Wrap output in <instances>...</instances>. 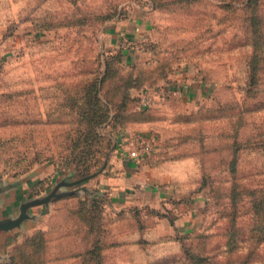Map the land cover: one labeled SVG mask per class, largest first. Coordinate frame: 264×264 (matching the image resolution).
Returning a JSON list of instances; mask_svg holds the SVG:
<instances>
[{
    "label": "rangeland",
    "instance_id": "obj_1",
    "mask_svg": "<svg viewBox=\"0 0 264 264\" xmlns=\"http://www.w3.org/2000/svg\"><path fill=\"white\" fill-rule=\"evenodd\" d=\"M252 45L264 79V0H0V187L104 175L137 131L160 138L171 189L156 206L59 197L8 237L0 264H80L88 231L104 234V264H264ZM43 180L34 198L54 187ZM187 207L189 229L157 231Z\"/></svg>",
    "mask_w": 264,
    "mask_h": 264
},
{
    "label": "crops",
    "instance_id": "obj_2",
    "mask_svg": "<svg viewBox=\"0 0 264 264\" xmlns=\"http://www.w3.org/2000/svg\"><path fill=\"white\" fill-rule=\"evenodd\" d=\"M120 158V157H119ZM159 166L154 162V160H149L146 163H138L135 156L129 158H120L114 165H111L104 175H100L95 179L83 182L73 190L86 189L93 193H106L111 197L112 201L121 200L133 195L141 197L142 195L146 198L147 204H153L156 206L157 202L162 199H166L171 193V189L168 187L169 178L164 176L161 171L158 170ZM52 178L53 184L56 183L58 178L62 181H69L68 177H60L52 175L49 173L46 177L38 179L39 181L44 178ZM34 180V179H33ZM39 181L23 180L17 183L11 184L13 187L10 189L0 192V222L15 220L21 214L22 207L27 203L37 197V195L32 194L33 187ZM61 181V182H62ZM3 187V186H2ZM64 191H68L65 187ZM47 193V192H46ZM49 206L38 205L33 206L29 209V215L31 219L25 220L21 228H28L30 223L37 217V212L44 211ZM38 209V210H35ZM181 214L178 218V222L174 227L168 226V222L161 220L157 225V231H161V228L166 230L167 236H173L175 230L179 227L189 229L193 223L192 215L193 211L190 207L186 210L181 208ZM20 229L8 232L0 233V254L3 255L6 248V241L8 237L17 233Z\"/></svg>",
    "mask_w": 264,
    "mask_h": 264
},
{
    "label": "trees",
    "instance_id": "obj_3",
    "mask_svg": "<svg viewBox=\"0 0 264 264\" xmlns=\"http://www.w3.org/2000/svg\"><path fill=\"white\" fill-rule=\"evenodd\" d=\"M251 35V33H250ZM251 38L253 39V35H251ZM253 49V61L251 64H249L250 69L252 71L251 76L248 79V82L250 83V87H254V88H259L260 85L264 86V79H261L257 76L256 72L258 71V66L260 64V61H262V59H259L260 57V52H261V47L260 46H256V45H252L251 46ZM256 63H259L258 65H256ZM137 132V131H135ZM158 152V151H157ZM157 152L154 153L151 156H148L146 158H143L141 160V164L148 162L150 159L154 160V162L158 165L157 162ZM235 165V164H234ZM160 167V166H159ZM48 180H43V181H39L34 187H33V193L35 195H39L41 192L45 191L48 187ZM98 200V199H97ZM92 203L94 205L98 204H103L104 202L102 201H92ZM180 217V215L178 216V218ZM103 233H101L100 231H88L85 233L83 239H85V249L82 250V252H78L75 256H73L72 259H75L76 261H78L80 264H104L103 261V247L104 245L108 247L107 243L104 241L103 239ZM87 239H91V244L89 247H87L86 245L89 244ZM10 240L7 242V245H9ZM33 264H43L42 261H36V263Z\"/></svg>",
    "mask_w": 264,
    "mask_h": 264
},
{
    "label": "water",
    "instance_id": "obj_4",
    "mask_svg": "<svg viewBox=\"0 0 264 264\" xmlns=\"http://www.w3.org/2000/svg\"><path fill=\"white\" fill-rule=\"evenodd\" d=\"M103 173V171H99L95 174L92 175H88L82 178L79 177H69L67 181H69L68 183L65 181L62 182H56L54 184V187L44 196H41L37 199H34L30 202H27L21 209V214L19 215L18 218H16L15 220H11V221H2L0 222V233H8L17 229H21V225L22 223L27 220V219H31L32 217L29 215V209L33 206H38V205H45V206H49L54 200L58 199L59 197L65 196V195H73V194H77V195H90L93 196L94 198H100L103 194L102 193H91L86 189H79V190H73V187H76L77 185L89 181L91 179H95L98 176H100ZM11 187H13V185H5L3 187H0V192L6 191L8 189H10ZM67 188L68 191H61L63 190V188ZM1 254H0V258H1Z\"/></svg>",
    "mask_w": 264,
    "mask_h": 264
},
{
    "label": "built area",
    "instance_id": "obj_5",
    "mask_svg": "<svg viewBox=\"0 0 264 264\" xmlns=\"http://www.w3.org/2000/svg\"><path fill=\"white\" fill-rule=\"evenodd\" d=\"M159 146L160 138L156 134L129 131L120 138L119 152L122 158L134 155L138 163H141L143 158L156 153Z\"/></svg>",
    "mask_w": 264,
    "mask_h": 264
}]
</instances>
